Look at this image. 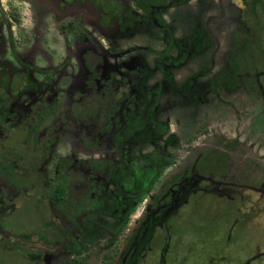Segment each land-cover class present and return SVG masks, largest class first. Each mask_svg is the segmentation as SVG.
Returning a JSON list of instances; mask_svg holds the SVG:
<instances>
[{"label": "flooded vegetation", "instance_id": "obj_1", "mask_svg": "<svg viewBox=\"0 0 264 264\" xmlns=\"http://www.w3.org/2000/svg\"><path fill=\"white\" fill-rule=\"evenodd\" d=\"M9 5L0 0V264H264V31L249 28L264 0ZM180 9L197 21L183 35ZM71 34L83 68L66 94L54 80L44 89ZM214 117L220 145L196 147ZM205 194L236 203L216 226L225 244L249 238L229 263L181 258L175 231Z\"/></svg>", "mask_w": 264, "mask_h": 264}, {"label": "rangeland", "instance_id": "obj_2", "mask_svg": "<svg viewBox=\"0 0 264 264\" xmlns=\"http://www.w3.org/2000/svg\"><path fill=\"white\" fill-rule=\"evenodd\" d=\"M3 3H5L6 8H8L10 5L12 4L14 1L16 0H2ZM223 6V4H222ZM220 11V10H218ZM174 19H176L177 22V32L181 35L187 33L190 31L191 26H193V24H196L197 21L194 18L193 15H191L189 12H186L184 9H180L179 11H177L175 13V17ZM194 21V22H193ZM264 24V20H262V22L257 21V20H252V25L250 28V31L252 33H254V31H256L257 29V39H261V34L264 31V28L260 26ZM15 32L19 31V28L17 27L18 25H15ZM223 26L225 25L224 20L215 24L214 29L215 31L221 32V27L223 28ZM5 33H6V38H7V45L10 46V43H13V37L12 35H8V29L5 27L4 28ZM222 33H219V35ZM15 37L17 38L18 35H15ZM155 36L154 35H149L148 38L149 40H154ZM13 40H11V39ZM69 38L72 40L70 41L71 43H68L69 45H71L70 50L66 51V45L64 48V51H66V58L63 60L62 63H58V68L59 71L57 72L56 75H52L50 74L49 76H46L45 78V84H44V89H51L52 85L51 82L52 80H54L56 83V87L59 88L60 90L64 91V93L66 94V86L68 85L69 88V75L76 72V70L78 69V64L80 66V68H83V64L80 61V57H79V53H77V48L74 47L75 45H72L73 40H74V35L71 34L69 36ZM50 40H52L50 38ZM225 42V40L223 39V43ZM63 50V48H62ZM118 52H120V50L118 49ZM142 53V52H141ZM68 55V58H67ZM142 54L140 53H135V54H131V55H127L126 57L120 58L118 61V64L124 60V61H129V58L132 56H141ZM120 65V64H119ZM48 68V67H47ZM84 68H87L84 66ZM124 68H128L130 70L129 67L126 66H119L120 70H123ZM38 79L40 80H44V77L42 75H38L37 74ZM48 83V84H47ZM264 83V80H263ZM30 94H27L25 97H23V100L25 102L28 101V96ZM66 105V100L64 102H62V104H60V112L65 108ZM261 106L258 105L257 108H260ZM253 110V109H252ZM63 115L61 116V119L67 120V118L64 116V113H62ZM234 117V116H233ZM220 119H217V117H214L211 121H207V126L209 125L210 127H207L208 129L203 131V132H199V130H197V133L195 135V146L196 147H200V148H204L206 145L210 146V144H212L211 146H218L220 145V142L215 141V134H219L220 131ZM67 128H70L69 122L65 121L63 124V128L60 130V135L62 136V133H64L66 131ZM211 128V129H209ZM203 129H205L203 127ZM64 131V132H63ZM208 133L209 134L208 136ZM222 133V132H221ZM58 149H60V151H62V147ZM188 148V147H185ZM236 206L235 202H231L229 200H226L224 198L218 197L214 194H205L203 199L200 200L198 202V206L194 207V215L191 219H189L188 221H184V218L188 215L183 217L180 220V223L177 227V230L175 231V233H177V235H184L181 237V240H178L179 244H180V255L181 258L183 257H187L188 258L192 255L193 258H196L193 253H200V260L202 262L210 260L211 258H219L222 256H225V260L229 263L231 261V259L234 256H237L238 253V248L239 250L241 249V241L244 243L243 247L247 248V241L249 240V238H244L241 234L238 236V238H235L237 235V232H234V238L233 240L229 243V244H225V231L220 230L219 228H217V225H221L220 228L221 229H225L227 226H229L231 224V222L233 221V219L235 218V214H234V210L233 207ZM192 211V212H193ZM218 229V236L216 235V230ZM174 233V234H175ZM1 235V233H0ZM176 238V237H175ZM210 238H214L213 240L216 241V246H214L213 248L210 247V242L209 239ZM192 242L195 245V241H196V247L192 248V249H185V245L187 244V242ZM207 242L209 244H207ZM213 242V241H211ZM214 243V242H213ZM215 245V244H214ZM189 251H191V255L189 256V254H187ZM197 259V258H196ZM188 264V263H187ZM237 264V263H236Z\"/></svg>", "mask_w": 264, "mask_h": 264}]
</instances>
